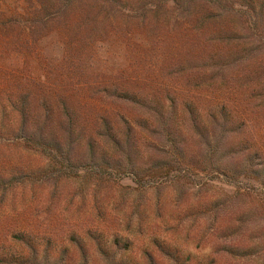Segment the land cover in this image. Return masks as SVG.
Listing matches in <instances>:
<instances>
[{
	"label": "trees",
	"instance_id": "1",
	"mask_svg": "<svg viewBox=\"0 0 264 264\" xmlns=\"http://www.w3.org/2000/svg\"><path fill=\"white\" fill-rule=\"evenodd\" d=\"M23 3L21 12H0V36L14 39L0 42L2 59L6 48L27 57L22 49L50 33L62 56L55 75L31 85L0 64V223L10 216L16 225L0 238V264H264V140L244 136L254 117L264 121V0ZM109 38L127 67L143 71L139 77L86 74L90 51ZM151 60L169 61L173 70ZM185 69H194L185 83L210 91L208 104L199 106V95L177 99L160 79ZM74 82L79 92L67 86ZM79 93L90 100H77ZM101 99L115 108L100 106ZM125 177L133 186L119 183ZM67 197L75 201L70 208L95 213L100 202L156 215L170 209L151 217L149 228L144 216L111 220L110 228L88 216L84 230H67L54 246L26 228L28 219H14L49 220ZM252 208L258 216H250ZM148 229L154 233L135 255L134 243ZM172 235L185 244H172Z\"/></svg>",
	"mask_w": 264,
	"mask_h": 264
},
{
	"label": "rangeland",
	"instance_id": "2",
	"mask_svg": "<svg viewBox=\"0 0 264 264\" xmlns=\"http://www.w3.org/2000/svg\"><path fill=\"white\" fill-rule=\"evenodd\" d=\"M24 7V3L23 0H0V12L4 13V14H8L10 12H21L22 9ZM228 23H234L233 26H239V22H237V18L233 19L231 16H227L226 17ZM237 28V27H236ZM12 40H14L12 37H3L0 36V42H11ZM59 38L57 36V34L55 33H50L47 36L41 38L33 47H31L30 49H25L23 48V52L27 53V57L25 55L22 56L21 54H13L10 53V50H7V48L5 49V56L2 59V54L0 55V64L2 66H4L5 70L10 73V72H15V71H19V75L22 76V78L26 79L25 83L31 85V83L36 82L38 79H42L44 76V73L49 72V74L53 71L52 75H55L54 73L56 72V66L58 64L59 58L62 56V48H61V44L58 41ZM100 46L98 48H93L90 52L92 54V61H93V67L91 68H87L85 70L86 74H103V76L105 78L107 77H111L112 79L115 78L116 76L119 75V73H121L122 75H131L134 76L135 73L138 71L137 70H132V68L127 67L126 66V59L123 58L122 53L123 51H121L118 42L117 41H113L112 38H109L105 41H103L102 43H98ZM170 44V43H169ZM169 44H168V49L167 46L165 48H163L164 50H166V52L169 54L171 51L169 50ZM189 57V56H188ZM185 58L184 60L186 61H194L197 60L196 58ZM182 59V58H180ZM25 60V62H24ZM154 60V59H152ZM149 61L150 65L155 64L156 62V66L157 69L158 68H167L170 70H173L172 66L167 67L166 64L170 63L169 61L164 60L163 62L160 60L157 61ZM185 61V62H186ZM2 62V63H1ZM184 62V61H183ZM125 66V67H124ZM143 71H138L135 75V77H139L140 74H142ZM170 73H164L161 76V80L163 81V83L166 85V88L168 90H171L174 93L175 96L177 97V99L179 98V94L182 96H191L193 97L194 95L197 96L199 95L200 99V104L199 106H202V103L204 104H208V100L211 97H208V93L210 91H208V89L202 90L200 92H196L198 91V89L196 87L191 86L190 82H197L195 80H192L188 83H185L184 78L189 77L192 79L193 74H194V69H185V70H180V71H168ZM147 74V73H146ZM235 74H232L231 76H233ZM195 76V75H194ZM63 80V79H62ZM68 87H71L72 89H77L78 85L76 82L72 83V84H67ZM231 87H235V83L230 84ZM229 86V88H230ZM198 87L201 88V85H199ZM146 89H148L146 87ZM264 90V89H262ZM76 92H79L78 89ZM215 94H218L219 92L216 90L214 91ZM88 94H84L81 95V93H79L76 98L77 100H80L82 103H86L88 102L90 99L87 98ZM258 98H262L261 95H258L256 97V99ZM218 99L213 98L212 102H216ZM230 98L229 102L231 105L237 106V102L236 100ZM253 102V101H252ZM255 102V101H254ZM256 103V102H255ZM118 103H115V105H117ZM99 105L105 108H111L115 106L108 101L107 99H101L99 101ZM250 105V104H249ZM111 106V107H110ZM120 110H124L123 108H126L129 110H132L130 108V106L121 104L122 107H120V105H117ZM246 108L249 109V106H247V104L245 105H240V107L242 108ZM239 107V108H240ZM134 111V110H133ZM252 113H254L255 109L251 110ZM251 118V116H250ZM259 119V120H258ZM261 124H264V121H262L259 116L254 117V121H251L250 127H249V131L245 132L244 136H248L251 137L253 139H263L264 140V125L262 126ZM142 142V141H141ZM8 160L11 159V157L9 155H7L6 157ZM20 156H15L13 159H19ZM30 162L31 164H35L39 162L38 158L35 157H31L30 158ZM121 185L123 186H133V184L131 183V181L128 178H123L120 182ZM218 188H221L225 191H232V187L222 184L220 182H215L214 183ZM166 191L162 192V198L165 199L166 197ZM68 197L66 198V200L62 201L59 207V211H57V213L52 216L51 219L49 220H43L41 218V216H16L15 218H25L28 219L30 222V224L28 223L26 225V228H28L29 230H32V232H35L36 234H39L40 238L43 239H50L51 240V245L53 244H59L61 241H65L64 237H65V233L67 232V230L72 229L77 233H80L82 230H84V228L87 226L85 221L87 220L88 216H98V217H102L105 222L100 223L98 221L97 224L94 223V226H100L101 228L103 227H109L110 225V221L111 220H116V219H120V220H124L126 217L125 216H144L145 219V223H144V227L145 228H149V222L151 217L154 216H167L168 215V210L170 209V207L168 205H165L164 208L160 211L159 215H156L153 210L151 208L148 207V209L146 208H139L138 211H132L130 209V205L125 204V205H118L115 202H100L98 204L99 206V213H95L93 212L91 209L86 208V206L78 209V210H74L75 206H72L70 208V203L75 204L74 199L70 202L67 203ZM98 200H105V198H103L101 195L98 196ZM31 204L34 205V202H31ZM68 205L69 210H64L63 206ZM253 212L251 213L250 216H258L257 213L254 211L255 208H252ZM35 214V212H34ZM12 218H10V216H8V220H3L0 223V238L1 236H3L4 234L8 233V230L10 228H15L13 223H12ZM27 221V220H26ZM32 223V224H31ZM5 224V225H4ZM88 224V223H87ZM9 226V227H7ZM77 226H80L82 229H76ZM110 228V227H109ZM158 230V225L155 226L154 228V232ZM152 230L149 231L145 230V232L143 233V236L141 238H139L137 241H135L132 252L137 255L139 246L144 244V237L148 236L149 234H153L151 233ZM38 236V235H36ZM172 244H185V241L183 240V238L181 237H175V235H172ZM183 240V241H182ZM54 246V245H53ZM210 245L209 246H205L200 253L203 254H207L210 250ZM9 248V247H8ZM184 250H188L191 253H194L195 251H191V249H189L188 247H183Z\"/></svg>",
	"mask_w": 264,
	"mask_h": 264
}]
</instances>
